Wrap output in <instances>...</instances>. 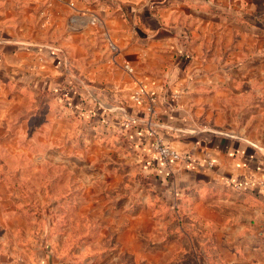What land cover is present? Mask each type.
<instances>
[{
  "label": "crops",
  "instance_id": "1",
  "mask_svg": "<svg viewBox=\"0 0 264 264\" xmlns=\"http://www.w3.org/2000/svg\"><path fill=\"white\" fill-rule=\"evenodd\" d=\"M253 2L0 0V126L22 97L69 123L67 105H92L115 145L123 136L136 154L146 191L176 200L165 213L235 232L254 224L264 258V18ZM141 88L152 114L132 102ZM147 120L184 162L160 165ZM149 198L128 210L135 223L156 224Z\"/></svg>",
  "mask_w": 264,
  "mask_h": 264
},
{
  "label": "rangeland",
  "instance_id": "2",
  "mask_svg": "<svg viewBox=\"0 0 264 264\" xmlns=\"http://www.w3.org/2000/svg\"><path fill=\"white\" fill-rule=\"evenodd\" d=\"M254 1V19H263L264 0ZM31 98L0 126V264H264L254 224L235 232L221 220L165 213L176 200L146 191L152 185L123 136L116 146L77 107H65L69 123ZM146 197L158 209L155 225L128 212ZM244 236L250 245H229Z\"/></svg>",
  "mask_w": 264,
  "mask_h": 264
},
{
  "label": "built area",
  "instance_id": "3",
  "mask_svg": "<svg viewBox=\"0 0 264 264\" xmlns=\"http://www.w3.org/2000/svg\"><path fill=\"white\" fill-rule=\"evenodd\" d=\"M126 72H132V69L124 65ZM132 102L138 106H141L149 114L153 113L154 98L148 94L144 89H138L131 96ZM150 122V121H149ZM148 136L151 139V150L155 154L160 165L170 166L174 163H182L186 157L179 153L177 150L164 143L160 138L157 137L156 132L150 123L147 124Z\"/></svg>",
  "mask_w": 264,
  "mask_h": 264
},
{
  "label": "trees",
  "instance_id": "4",
  "mask_svg": "<svg viewBox=\"0 0 264 264\" xmlns=\"http://www.w3.org/2000/svg\"><path fill=\"white\" fill-rule=\"evenodd\" d=\"M81 112H82V114H80ZM80 113H77V115L80 116L82 119L84 118V116H83L84 114H85V117H88L89 119H94V120L96 119V120H99V121H101V119H102L101 116L99 115V112L97 110L93 111V107L92 106L88 107V111H86L84 109H80ZM93 114H95V115H93ZM175 214L178 215V213H175Z\"/></svg>",
  "mask_w": 264,
  "mask_h": 264
}]
</instances>
